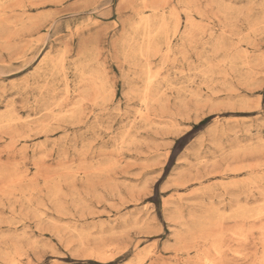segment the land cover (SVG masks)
Instances as JSON below:
<instances>
[{"label":"rangeland","instance_id":"374dc122","mask_svg":"<svg viewBox=\"0 0 264 264\" xmlns=\"http://www.w3.org/2000/svg\"><path fill=\"white\" fill-rule=\"evenodd\" d=\"M0 264H264V0H0Z\"/></svg>","mask_w":264,"mask_h":264},{"label":"bare ground","instance_id":"6f19581e","mask_svg":"<svg viewBox=\"0 0 264 264\" xmlns=\"http://www.w3.org/2000/svg\"><path fill=\"white\" fill-rule=\"evenodd\" d=\"M146 22V21H145ZM144 22V23H145ZM150 23V22H149ZM143 24V23H142ZM143 25H145V24H143ZM147 26H148V24H147ZM142 27H145V26H142ZM146 28V27H145ZM149 28V27H148ZM148 30V29H147ZM149 32H150V30H149ZM150 84V83H149ZM14 182V181H13ZM204 260V259H203ZM216 261V260H215Z\"/></svg>","mask_w":264,"mask_h":264}]
</instances>
